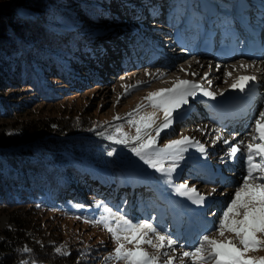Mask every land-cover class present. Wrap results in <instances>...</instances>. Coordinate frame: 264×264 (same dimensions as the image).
Masks as SVG:
<instances>
[{
    "label": "rangeland",
    "instance_id": "obj_1",
    "mask_svg": "<svg viewBox=\"0 0 264 264\" xmlns=\"http://www.w3.org/2000/svg\"><path fill=\"white\" fill-rule=\"evenodd\" d=\"M105 1L106 7L98 10L100 15L98 19L102 23L112 24L115 22L116 27L103 35L93 32L92 36H88L83 32L81 37L83 43L79 42L75 50H72L74 56L72 70L64 69L62 75H50L51 79L57 82L53 83L51 88L61 96L52 102L34 101L15 116L0 119L7 130L20 129L25 123L32 120L47 117L62 118L72 113L82 118L88 117L100 122L103 120L111 121L106 124L107 126L102 131L106 137L114 134L116 126H123L124 131L134 135V127L127 123V113L135 109L137 104L141 103L149 92L172 87L173 76L168 75L164 78L165 82H151L152 87L155 86L152 89L143 83L138 88L132 89L127 95L124 94L122 85H134L137 81H150L153 73L173 68L176 65L181 68L189 59L185 60L184 57L182 59H172L170 60V67H165V64L156 67L147 64H134L118 69V66H116L118 64L112 63L115 61L113 57L116 56L112 45L121 44L119 40L121 36L118 35H124V33H120V31L123 27L126 28L140 20L134 17V13L142 11L145 6L143 7L139 0ZM68 3L72 19H75L76 12L87 14V11L80 8L75 0H68ZM161 3L163 5V1ZM74 5H78L76 6L78 9H74ZM73 22H76V20ZM76 23L74 26H77ZM77 27H73V29L77 30ZM85 49L86 51H84ZM190 57L196 58L193 55ZM235 60L241 61L240 65L241 63L245 64V61L241 58ZM143 68L145 71H140ZM209 70L215 71L216 69L213 67L206 68L203 70V74L208 73ZM227 72L231 71L227 70ZM231 73L232 75L228 81L231 79L233 81L235 78L233 72ZM24 95H28V93H24ZM144 103L147 102L144 101ZM191 103L190 101L189 105ZM200 107L196 104L194 108L187 110V116H193L191 118H194L195 108L199 110ZM257 108L260 111L264 110V97L258 101ZM151 111L150 107H145L141 114L150 113ZM158 115L162 119L163 114L159 113ZM115 116H120L123 119L114 120ZM198 117L192 121H186V124L176 125L174 130H165L161 133L159 140V145L163 146L169 140L179 139L181 135H184L188 126L196 127L198 130L204 129L198 137L195 135L192 137L205 145L207 155L203 156L196 149H189L177 172L173 174L174 183L187 182L190 187L194 186L209 199V207L198 206L197 209L200 207L199 211H202H196L195 217H190L191 210L187 211L181 207L178 213L174 210L175 207H171L166 193L172 187L165 182L162 174L155 172L153 169H148L139 158L130 152L128 147L116 144L110 139L98 140L97 142L95 137L80 135L81 137L78 139H83V141L74 145L68 144L70 151L64 152L69 161L79 164L81 168L80 174L74 176L79 188H76L74 184H70L60 194L53 189L50 191L52 200L42 196L39 201L50 206L52 212L43 215L34 214L33 219L39 217L41 221H46L48 226L55 229L53 233L56 234H53V236L61 237L58 247L69 246L71 242L77 243L76 245H93L96 256L94 259L92 258L93 261L90 264H106L105 257L112 253L115 244L110 234L103 229V226L94 222L105 214L101 206L103 205L111 208L113 212L118 211L119 214L126 215L133 222L153 223L158 229H164L167 233H171L172 238L177 240L176 251L171 254L178 258L182 251L186 250L181 249L179 245H187L196 239L202 228L212 226L209 222L216 221L220 215L221 206L234 192V185L239 181L243 165L242 161L237 164L235 160L228 158L226 155L228 145L223 144L222 141L215 143L220 146V149L215 148L212 141L217 131L223 134V137H226L225 139H231L230 135L227 136L220 131L219 126L213 125L215 131L212 133L214 137L211 140L202 138L206 128L212 124L208 122L207 113H199ZM253 120L254 117L250 120V126ZM251 127L246 128L248 129L247 133ZM248 141L249 139L245 142ZM236 142L238 141L235 140L233 143ZM109 152L113 154L109 155ZM73 153L78 154V159ZM205 166L218 169L216 178L209 180V170L211 173L214 170L205 168ZM129 168L141 169V172L134 178L136 181L131 180V176L127 172ZM221 168L222 173L219 172ZM199 176L201 179H199ZM201 176L208 178V180ZM213 189H215L214 192ZM210 192L212 195L208 196L207 194ZM184 206L186 207V205ZM188 208L191 209V206L188 205ZM212 213L216 215H212ZM177 214L180 215L178 218ZM12 215L10 209L0 211V231L13 226ZM187 217L189 220H193L191 226L194 225L196 228L192 237H188L190 236L188 230L190 228L186 224ZM85 219H88L89 222L85 223ZM30 241L33 244L54 243L52 239L43 238L36 233L30 236ZM101 241H103V244ZM29 244L28 242L27 246ZM148 251L153 250L149 248ZM169 251L171 252V250ZM248 255L264 257V249L250 252ZM107 264H116V262L110 261ZM176 264H179V259H177ZM186 264H188L187 261Z\"/></svg>",
    "mask_w": 264,
    "mask_h": 264
},
{
    "label": "trees",
    "instance_id": "obj_2",
    "mask_svg": "<svg viewBox=\"0 0 264 264\" xmlns=\"http://www.w3.org/2000/svg\"><path fill=\"white\" fill-rule=\"evenodd\" d=\"M75 2L87 14L76 12L72 19L68 0H0V119L15 116L34 101L52 102L61 96L51 88L57 82L50 75L72 70V50L83 43L80 32L103 24L98 10L106 7L105 0ZM74 20L79 32L69 28ZM110 122L72 113L32 120L20 129L7 130L0 122V211L13 214V226L0 231V264H77L86 247L90 250L79 264L93 261V245L71 242L66 246L69 256L56 253L61 237L33 215L52 212L39 201L42 196L52 200L51 190L60 194L70 184L79 188L74 176L81 168L64 154L70 151L68 144L83 141L80 135L97 142L107 139L102 131ZM33 233L54 243L33 244Z\"/></svg>",
    "mask_w": 264,
    "mask_h": 264
},
{
    "label": "snow or ice",
    "instance_id": "obj_3",
    "mask_svg": "<svg viewBox=\"0 0 264 264\" xmlns=\"http://www.w3.org/2000/svg\"><path fill=\"white\" fill-rule=\"evenodd\" d=\"M252 66L244 63L240 65L244 70ZM225 75L230 77L232 73L227 72ZM255 80L254 75L239 76L230 87L243 92L249 82ZM143 83L145 82L137 81L134 85H122L124 94L127 95ZM208 83L211 84V81ZM198 93L211 99H215L217 95L198 81L179 78L173 81L170 88L149 92L135 109L127 113V123L134 127L135 134L124 131L123 126H116L114 134L107 136V139L128 147L144 165L162 174L165 182L178 196L186 197L195 205H205V194L194 186L190 187L187 182H173V174L177 172L189 149H196L206 156L205 145L188 135H181L179 139L159 145L161 133L172 127L179 118L180 109L189 104V98L196 97ZM145 107H150L152 111L141 114ZM159 113L163 114L162 119ZM113 119L123 118L115 116ZM247 135L248 142L241 140L233 143L219 131L216 132L212 143L222 141L228 145V158L243 162L241 175L234 185V192L221 206L216 221L209 222L212 226L202 228L196 239L187 245H179L186 250L178 258L171 254L175 253L177 247V240L172 238L171 233L158 229L153 223L133 222L126 215L101 205L105 214L94 222L103 226L115 244L112 253L105 257L106 264L110 261H115L116 264H176L177 259L179 264H186V261L188 264H264V257L248 255L264 249V110L258 113V118L254 117ZM207 195L211 196L212 193ZM84 222L88 223L89 220L85 219ZM149 248L153 251H148ZM89 250L86 247L80 252L77 264ZM23 251L31 250L24 248ZM55 251L61 256L70 255L66 246L56 247Z\"/></svg>",
    "mask_w": 264,
    "mask_h": 264
},
{
    "label": "bare ground",
    "instance_id": "obj_4",
    "mask_svg": "<svg viewBox=\"0 0 264 264\" xmlns=\"http://www.w3.org/2000/svg\"><path fill=\"white\" fill-rule=\"evenodd\" d=\"M163 1V5L161 3V8L159 7V16H154L152 15L149 7H153L155 9L156 12H158V7L156 5V3H160ZM173 0H139V3H141L143 5V7L145 6V9H143L142 11H139L137 12V14H135V16L139 15L141 16V18H147V17H153L154 19L158 20V19H161V15H160V11L161 12H167L169 10V12L171 11L172 13L175 14V7H173V5H175L176 3H172ZM139 5V4H138ZM149 5V6H148ZM134 16V17H135ZM154 25V24H153ZM162 25H159V27H161ZM124 32L126 33V38H120V45H121V48L120 49H116L117 48V45H115L114 47H112V49L115 51V55L113 57V59H115L114 62H112L113 64H122V61L124 59H126L127 56H135L136 54H139V58H142V57H146L147 53H146V47L145 48H142L140 44H137L135 43L134 41L135 40H140V35L139 33H142L139 29H136L135 27L133 26H128L126 29H124ZM146 45V44H145ZM148 46V45H146ZM114 55V54H112ZM197 56V50L193 47V46H189L184 55L181 56V57H175L177 59H182V57L185 56V60H188L187 62H185V64L183 65V67L179 68V66H173V68H170V69H163V70H160L158 72H155L152 74V78L150 81H146L145 82V85L146 86H150L151 89L154 88L152 87L153 84H151V82H157V81H160V82H165L164 78L168 75H172L173 77V80H176L177 78L179 79H189V80H195V81H198L200 84H202L205 88L209 89L210 91H213V92H216L217 95H216V98L213 99V102H216V103H220V102H223L226 97H229V96H237L238 94L241 93V91L239 89H232L230 87V85L239 77V76H244L246 75L245 74V71L244 69H242L240 67V62L239 60H232V64L230 63H227L225 66H222L219 68V70L217 71H210L207 73V76L203 77L202 79H198L200 77H202V72L204 69L206 68H210V66L208 65V62L206 61H203V60H200V59H197V58H193V57H190V56ZM117 62V63H115ZM170 61L169 62H166V65L165 67H170ZM181 64V63H180ZM246 64V63H245ZM249 65H253L251 68L247 69V71H251V70H256L258 69V72L264 76V60L262 61V63L259 65V64H249ZM235 66V67H233ZM119 68V66H118ZM140 69V68H139ZM183 69V71H182ZM148 70V69H147ZM214 70V69H213ZM227 70L233 72V75H235L234 77V80L232 81V79L230 81L229 80V76H226L225 73L227 72ZM140 71H145V69H141ZM139 72V71H138ZM192 73H196L197 75L193 76ZM147 74V73H146ZM151 74V73H150ZM150 76V75H149ZM250 76V75H248ZM167 80V79H166ZM211 81V84H209L208 82ZM226 81V82H225ZM219 89V90H218ZM255 89V84L249 82V84L247 85V87L245 88V90L243 92H246L248 91L249 93H253ZM262 91V94H261V98L264 97V84L263 86L261 87L260 89ZM220 93H223V95H220ZM198 97V100H203L202 99V94H197ZM196 96V97H197ZM196 97L194 98H189V102L191 101V105L187 104L185 105L183 108L180 109V116L178 119L175 120V122L173 123L172 127L169 128L170 130H174L175 126L180 124V123H185L186 121H192L193 119H197L199 118L198 115L194 116V118H190L188 116H183L184 114H186V111L191 109V108H194L193 105L196 103V101H194L196 99ZM260 98V99H261ZM205 102H211V101H208V100H204ZM255 101H258L256 99H253L251 101L250 104L248 105H252V103H254ZM249 107H245L244 109V112L247 111ZM254 108V107H252ZM252 112L254 113V116H258V113L259 111L258 110H254L252 109ZM194 113V112H193ZM241 113V112H240ZM196 114V113H195ZM199 114V113H198ZM250 123V120H247L244 124L240 125V126H236L235 127V131L233 133V140H237V141H240V140H244V141H247L249 139V136L247 135V130L246 129L247 127H251L249 125ZM186 124V123H185ZM205 126V125H204ZM203 127V126H201ZM223 127L221 130L222 133L226 134V127L225 126H221ZM199 128V127H198ZM212 129V130H211ZM167 130V129H166ZM204 129H197L196 127H190L188 126L184 132V135H188L190 137L192 136H196L198 137L200 135L201 132H203ZM215 131V128L213 127V125H209L207 128H206V131L203 133V139H206V140H211L214 136L212 135V133ZM223 136V134H222ZM233 141V142H234ZM214 148V147H213ZM215 148L216 149H220V146L216 145L215 144ZM150 169V168H148ZM139 171V172H138ZM127 172L130 174V178L131 180H135L134 178H136L137 174L141 172V169L139 168H129L127 169ZM209 173L211 174L210 170H209ZM199 179L200 176H199ZM167 194V198H169V201H170V205L172 208H174V210H176V212H180V208L183 207L184 210H191V218L194 217V213L197 211H199V208L200 207H205L207 206L208 202H209V199L206 198V203L205 205H195L193 204L190 200H188L186 197H181V196H178L175 191L173 190V188H169V191L166 193ZM186 205V207L184 206ZM188 205L191 206V209L188 208ZM200 206L198 209L197 207ZM180 215L177 214V218L179 217Z\"/></svg>",
    "mask_w": 264,
    "mask_h": 264
}]
</instances>
